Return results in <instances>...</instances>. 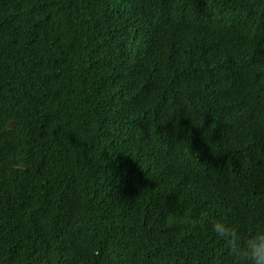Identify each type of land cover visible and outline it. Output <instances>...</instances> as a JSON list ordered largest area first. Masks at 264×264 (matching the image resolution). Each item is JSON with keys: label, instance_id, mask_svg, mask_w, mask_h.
Wrapping results in <instances>:
<instances>
[{"label": "trees", "instance_id": "obj_1", "mask_svg": "<svg viewBox=\"0 0 264 264\" xmlns=\"http://www.w3.org/2000/svg\"><path fill=\"white\" fill-rule=\"evenodd\" d=\"M264 226V0H0V264H233Z\"/></svg>", "mask_w": 264, "mask_h": 264}, {"label": "clouds", "instance_id": "obj_2", "mask_svg": "<svg viewBox=\"0 0 264 264\" xmlns=\"http://www.w3.org/2000/svg\"><path fill=\"white\" fill-rule=\"evenodd\" d=\"M198 222L210 224L211 232L222 242L233 264H264V226L245 235L223 219L202 217Z\"/></svg>", "mask_w": 264, "mask_h": 264}]
</instances>
